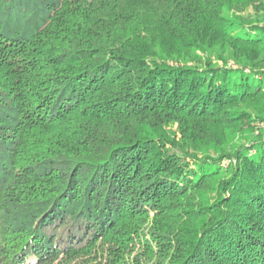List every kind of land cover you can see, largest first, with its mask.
<instances>
[{
  "label": "trees",
  "instance_id": "1",
  "mask_svg": "<svg viewBox=\"0 0 264 264\" xmlns=\"http://www.w3.org/2000/svg\"><path fill=\"white\" fill-rule=\"evenodd\" d=\"M259 1L0 0V264H264Z\"/></svg>",
  "mask_w": 264,
  "mask_h": 264
},
{
  "label": "rangeland",
  "instance_id": "2",
  "mask_svg": "<svg viewBox=\"0 0 264 264\" xmlns=\"http://www.w3.org/2000/svg\"><path fill=\"white\" fill-rule=\"evenodd\" d=\"M264 2V1H263ZM262 1H259L257 2L258 5H262L263 3ZM264 5V3H263ZM251 12L255 18V21L258 20V21H261L259 22L260 24H264V8H261L259 10H256V9H251ZM232 28V27H231ZM205 57H209L210 58V61H212L213 63H215L216 65H223V64H227V65H230V66H234L235 65V62H233L232 58H228V54H225V58H227L226 60H224L222 57L219 56V54H216V53H208V54H205ZM261 106V105H260ZM250 110L257 113V111L254 109V107H250ZM185 124H188L186 122L184 123H181L180 120H173L172 122H170V125H168L167 127L171 126V128L173 129L174 133L172 134V136L174 137L175 140H178V139H181L182 137H184V135H186L185 133L189 130V129H192L191 125L189 126H185ZM183 126L182 128H178ZM259 125L263 126L264 127V122L262 123H259ZM185 130V131H184ZM190 133V131H189ZM235 134L231 132H227L226 133V136L231 138L232 136H234ZM211 152L213 154L214 151L213 149L211 150ZM59 262H54L53 264H58Z\"/></svg>",
  "mask_w": 264,
  "mask_h": 264
}]
</instances>
